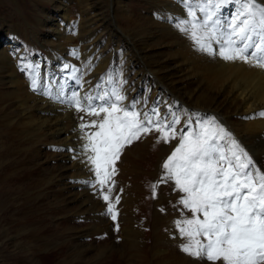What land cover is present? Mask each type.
Returning <instances> with one entry per match:
<instances>
[{"label": "bare ground", "instance_id": "obj_1", "mask_svg": "<svg viewBox=\"0 0 264 264\" xmlns=\"http://www.w3.org/2000/svg\"><path fill=\"white\" fill-rule=\"evenodd\" d=\"M61 1H64L63 4H57L55 7L58 17L55 18L56 24L52 29V40L43 37L41 41L43 52L35 58L26 56L25 42H21L23 39L18 25L0 13V31H3L5 37L4 41H0V75L4 77L1 80V87L10 90L0 99V111L8 117L11 114L9 110L12 112L17 110L19 117L25 122L24 133H27L30 139H34V134L37 139L42 138L41 143L46 147L42 152L45 164L54 162L52 165L55 168L52 173L62 179L61 186L68 185L65 184L66 181L72 184L67 194L77 195L74 199L84 205L85 198L92 197L90 193L77 192L82 188L80 187L82 185H79L80 180L95 179L94 172L90 170L91 165L87 162V155L91 153L84 151V144L87 142L85 132L95 129L82 131L80 124L96 118L77 112L69 103H60L44 93L48 89H51L53 96L62 93L60 99L65 101H68L73 93H77L83 102L86 95L96 96L97 93L107 91L105 86L109 84L108 76L112 79L110 84L113 87H120L126 97L123 102L124 107L135 104L136 110L141 112H149L153 107H159L161 115L168 113L170 108L185 121L186 116L192 115L190 108L198 110L199 117L204 115L202 113L204 110L194 106V103L201 95L208 96L213 101L212 109L207 110L212 111L211 117H215L217 122L232 134L255 166L264 172V118L257 115L264 111V69L239 61L227 62L219 56H210L197 51L193 42L175 27L178 19L188 18L187 8L181 0L179 7L173 5L174 0H161L163 3L154 0L155 10L147 19L150 25L163 35L161 39H157L155 33L148 29L151 38L143 43L134 41L135 32L128 34L120 28V33L115 32L113 30H117L114 28L117 23L115 14L111 19L105 18L104 10L96 8L93 0ZM177 1L175 2L178 3ZM186 2L196 6L204 3L205 0H186ZM215 2L217 0H213V3ZM244 2L245 0H228V3L217 12L218 18L226 24L241 9ZM256 2L264 6V0H256ZM114 5H116L114 0H105L106 10H112ZM74 6L84 11H80L83 13H79L80 19L74 17L75 13L73 15ZM92 11L96 13L90 16ZM118 14L127 17L124 12ZM197 16L201 17L199 11ZM95 21L99 22L102 28L95 26ZM126 21L134 24L130 18ZM105 30L109 33L106 42L102 36ZM128 30L132 31L130 27ZM169 37L174 39V45L171 41L165 42ZM113 41L122 42L123 46L119 47L115 44L108 46V43L111 44ZM162 45L168 48L173 45V53H169L168 57L170 62L159 64L156 70H147L154 61L142 51ZM213 47L218 49L219 46L214 44ZM115 57L121 68L117 72L112 71L113 67H107L110 62L112 65ZM25 64L39 66L38 90H33L31 87L30 72L21 71V67ZM170 65L179 68L172 71ZM106 68H109V73L105 72ZM177 73H183L189 79V84L196 86V89L191 93L180 95L166 86L164 80ZM187 74L189 76H186ZM120 81L124 83L121 84ZM98 85L101 87H97ZM150 90L151 96L145 103L141 100V96L145 97ZM185 112L187 115H184ZM219 116L223 121L218 120ZM81 117L84 119L82 120ZM168 118L171 119V116L169 115ZM12 121L8 120L6 125L16 128L17 123ZM185 121L177 125L178 130L184 126ZM237 125L245 131L241 139L234 129ZM158 135L152 133L140 139L145 143L142 147H134V151L139 154L138 159L148 160L153 152L160 148L163 142L156 143ZM118 162V171L134 165V160L126 151L121 154ZM74 177L79 179L76 180L78 185L72 180ZM122 183L123 181L121 185ZM92 189L93 192L96 190ZM101 211L99 209L98 213Z\"/></svg>", "mask_w": 264, "mask_h": 264}, {"label": "rangeland", "instance_id": "obj_2", "mask_svg": "<svg viewBox=\"0 0 264 264\" xmlns=\"http://www.w3.org/2000/svg\"><path fill=\"white\" fill-rule=\"evenodd\" d=\"M175 1L173 5L179 7L180 0L178 3ZM63 2L0 0L2 16L19 27L23 39L21 42H25L26 56L35 58L43 52V37L52 40V29L56 24L55 18L58 17L55 7ZM114 3L116 5L112 10H106L105 0H93L96 8L104 10L105 18L111 19L115 14V32L120 33L119 28L128 34L135 32L134 41L143 43L150 40L148 29H151L155 37L161 39L163 34L151 26L147 19L155 10L154 0H114ZM74 7L73 15L75 13L74 17L80 19V14L84 11ZM121 12L127 17L118 14ZM92 13L95 14L96 11L90 12V16L94 15ZM127 18L134 21V24L126 21ZM95 26L102 28L99 22ZM2 32L0 31V41L5 40ZM108 35L105 30L102 35L105 42ZM167 41L175 44L172 37L166 38L165 42ZM117 42L108 43V46H123L122 42ZM173 45L142 51L154 61L147 70H156L161 63L168 64ZM110 65L107 67H113V72L121 70L116 57ZM169 68L176 71L179 67L170 65ZM105 72L109 73V68ZM1 77L0 75V99L10 91L1 87V80L4 79ZM109 84L105 86L107 91L113 87L112 83ZM164 84L180 95L196 89V86L189 84V79L183 73L167 77ZM151 92L150 90L145 97L141 96V100L147 103ZM212 104L211 98L201 95L194 106L204 110L201 118H211L212 111L207 110L212 109ZM9 112L11 114L6 117L0 111V264H211L181 251L180 245L186 241L179 237L175 221L185 216L190 217L191 213L178 203L182 194L175 190V185L172 182L162 183L157 188L156 197L152 196L151 185L160 181L164 174L162 164L177 146L178 139L161 144L144 161L138 159L139 154L134 151V147L143 146L144 140L135 141L124 149L134 160V165L118 171L119 162H116L117 174L113 177L115 184H109L113 187L111 196H120V203L116 205L119 215L114 222L110 216L104 215L107 208L105 201L88 184H83L80 180L82 188L77 191L79 194L82 191L92 195L91 198H85V205L74 199L77 195L67 194L72 184L66 181L65 184L68 185L61 186L62 179L52 173L54 162L45 164L42 152L46 147L41 143L42 138L37 139L34 134V139H30L23 131L25 122L19 117L18 111ZM190 112L192 115L186 118L191 117L195 121L200 113L191 108ZM8 120L17 123V127L7 126ZM181 121H185L184 118ZM234 129L237 130L239 139L244 137L243 128L237 125ZM72 180L76 184L79 179L74 177ZM99 209L102 211L98 213ZM116 223H119V232L115 231Z\"/></svg>", "mask_w": 264, "mask_h": 264}, {"label": "snow or ice", "instance_id": "obj_3", "mask_svg": "<svg viewBox=\"0 0 264 264\" xmlns=\"http://www.w3.org/2000/svg\"><path fill=\"white\" fill-rule=\"evenodd\" d=\"M181 2L185 3L188 18L178 19L175 27L197 51L264 69V6L256 0H245L225 24L217 12L228 0H205L196 6ZM197 11L201 13L199 18ZM24 70L30 72L33 90H38L39 66L25 64L21 67ZM108 82L112 83L111 77ZM44 94L96 118L80 124L82 131L95 129L85 132L84 144L85 153H91L87 162L95 179L82 183L96 189L105 201L104 215L114 222L119 215L116 205L120 196H111L113 187L109 184H115V165L124 149L152 133L159 134L156 143L178 139L162 164L164 174L151 188L155 198L160 184L172 182L182 194L178 203L191 216L175 221L179 237L186 241L180 245L181 251L211 264H264V172L215 117H197L195 121L189 117L178 130L181 116L170 108L161 115L159 107L149 112L137 111L135 104L124 107L126 97L120 87L96 96L86 95L83 102L77 93L68 101L60 99L62 93L53 96L51 89ZM257 115L264 118V111ZM115 231H120L119 223Z\"/></svg>", "mask_w": 264, "mask_h": 264}]
</instances>
